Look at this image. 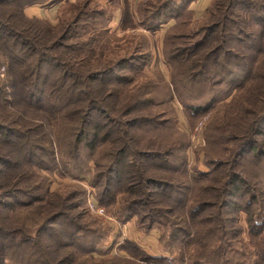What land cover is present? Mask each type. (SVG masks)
I'll return each instance as SVG.
<instances>
[{
  "label": "trees",
  "instance_id": "trees-1",
  "mask_svg": "<svg viewBox=\"0 0 264 264\" xmlns=\"http://www.w3.org/2000/svg\"><path fill=\"white\" fill-rule=\"evenodd\" d=\"M48 1L51 0H0V264H137L130 258L119 257L98 261L93 251H82L78 245L76 257L77 253L65 251L71 243L65 245L64 238L70 240L71 235L65 236L62 229L64 235L58 236L59 240L49 237L48 245L42 244L41 232L57 219H65L61 227L71 228L72 224L78 228L76 210L85 202L71 203L69 195L53 192L50 176L57 166L84 172L87 165L83 162L93 161L97 171L92 182L101 188L98 203L102 205V197L112 193L114 200L121 201L119 217L138 215L150 221L151 228L157 222L156 216L165 212L162 204L167 203L171 206L168 214L175 215L188 228L192 226L188 216L193 223H201L194 217L209 207L207 201L195 195L169 193L177 186L183 188V183L174 184L173 175L174 152L184 146L183 137L176 128L168 127L172 135L179 137H173L172 143L166 142L160 138L166 129L163 124L153 131L155 137L146 140L139 133L140 128L155 126L157 118L147 120L145 115L136 113L137 108L149 110L170 104L175 95L182 98V92L192 89V85L198 86L199 99L192 104L177 96L179 101L196 114L213 111L215 117L219 116V124L224 122L228 131V135H223V131L219 135L221 126H213L214 132L210 133V129L206 135V146L217 148L221 138L227 136L225 140L235 144L232 152L237 154L236 158L256 153L264 173V143L262 148L258 146L264 132V25L260 31L256 27L264 23V15L259 13L264 11V0H213L196 30L175 36L191 41L185 49L172 50L174 54L168 60L173 80L171 84L158 82L162 91L157 98L151 83L135 84L136 79L122 78L116 73L125 65L134 72L131 63L146 54L143 37L127 35L130 39L124 46L119 45L116 36L110 40L111 30L105 24L110 19L105 10L92 7L93 0L69 5L70 18H59L57 25L27 16V8ZM123 1V29L127 30L135 26L131 17L134 13L128 0ZM180 1L140 0L136 13L139 24L148 30L155 29L164 23V11L182 6ZM252 39L256 40L254 44ZM242 67L246 69L244 72ZM225 86L227 96L205 99L217 92L215 88ZM129 94H135V98L123 105L121 116L115 102ZM234 95L233 102L227 103ZM250 105L258 107L257 110H251ZM234 117L237 123L229 124ZM229 131L235 133L234 137ZM138 134L140 141L136 140ZM206 162L216 168L224 167L215 160ZM239 172L229 167L217 177L211 178L210 174L200 177L219 185L208 188L219 193L218 222L223 208L234 206L240 211L236 203L232 204L236 194L243 192L241 184H245ZM116 177L118 181L113 186ZM102 179L104 185L100 186ZM250 190L253 193L249 200L256 202L259 192L254 188L245 191ZM71 210L75 212L73 215ZM163 219V223L170 225L166 233L170 240L180 223L165 215ZM246 222V250H237L225 242L229 249L223 248L222 255L214 257L218 260L216 264H264V235L257 228L262 223L254 216ZM186 228L183 227L191 244H186L190 256L186 258L183 252L177 264H210L208 255L214 254L216 245L203 243L199 232ZM78 232L84 231L78 228ZM82 254V261H78Z\"/></svg>",
  "mask_w": 264,
  "mask_h": 264
},
{
  "label": "rangeland",
  "instance_id": "rangeland-1",
  "mask_svg": "<svg viewBox=\"0 0 264 264\" xmlns=\"http://www.w3.org/2000/svg\"><path fill=\"white\" fill-rule=\"evenodd\" d=\"M79 1L81 0H51L42 5H34L33 7L45 9L46 16L42 18L53 25H57L59 18H70L68 6L78 3ZM139 2L140 0H128L130 11L134 13L131 17L134 19L135 26L128 27L126 28L127 30L123 29L125 26V2L123 0H120V2L119 0H93L95 5L92 4V7L107 12V16L110 20L105 21V24L108 25L111 30L109 34L110 40L112 36H116L119 38V45L124 46L130 39L127 35L135 34L138 37H143L142 39L145 43L143 52L146 54H142L138 61L136 60L131 63L134 72H130L129 66L125 65L119 68L116 73L122 78L129 77L130 79H136L135 84L151 83L150 87L153 89L155 87L153 94L156 95L155 98H157V95L159 93L161 94L162 91V86L158 85V82L160 84L162 82L171 84L173 80L172 64L168 60L170 55L174 54H171L172 50L176 47L185 49L187 47L186 45L191 41L188 39L178 40L177 38L175 39V36L189 34L196 30L198 27L197 24L203 19L207 9L212 5L213 0H181L180 3H182V6H176L175 8L164 11V23L156 25L153 30H148L145 26L139 24L140 19L136 17ZM165 13L168 14L166 15ZM259 13L264 15V11H259ZM172 16H175L176 19L171 18ZM179 16L180 18H178ZM263 25L264 23L262 25H257V30H262ZM132 27L134 28L132 29ZM196 39H200V37ZM255 41V39H252V44H254ZM258 43L259 41H257L255 45ZM210 63L212 64L213 60ZM245 70L246 69L242 67L241 72ZM1 72L3 73V70ZM241 72L239 73L240 76H242ZM3 76L4 74L1 75L2 78ZM108 79L112 81L114 78L108 77ZM198 79L201 80L202 78L198 77ZM198 91V86L195 87V85H192V89L184 90V93L182 92V98L179 94H177V96L180 99H184L185 102L187 101L193 104V102H196V99H199V96H196ZM215 91H217L215 94L212 93L209 96L207 95L205 99L225 96L228 87H217ZM235 95L233 97L230 96L226 100L227 103L233 102ZM177 96L175 95L174 102L159 108H149V110H146L147 108L145 107L137 108L138 110L136 113L145 115L147 120L153 117L157 118L155 126H141L139 133L146 140H149L156 136V132H153L155 129L160 125L166 124L164 126L166 127L164 134L160 135V138L163 137V140L172 143L173 137H179L178 134L176 136L172 135V131H170L168 127L172 129L176 128L183 137L182 141L185 142L183 143L184 146L174 152L176 156L173 160L175 164V174L173 175L176 178L174 184L183 183V188L177 186L175 191L169 190V193L186 197L195 195L199 200L207 201L206 203L209 207L205 208L203 212L194 217V219L198 217L197 219L201 221V223H193L191 217L188 216V223L192 225L188 228L183 222H178L175 215L168 214V211L171 210V206L167 203L162 204L163 206L161 207H164L165 212L160 216H156L157 222H153L154 226L151 228L148 226L150 221L138 215L129 218L119 217L118 214L121 211V201L118 200V198L114 200L115 197L112 198V193H107L102 197V205L98 203L97 197L101 188H97L94 185L95 182H92L97 171L96 164L93 161L88 162L85 160L83 164L87 166L84 172L83 170L82 172L71 171V169L68 171L57 166L55 167L54 173L50 176L53 180L51 188L53 192L57 191L61 194L69 195L71 203L85 201L84 204L76 210L78 215V228H82L84 232H78V228H74L72 224L71 228L61 227L65 219L60 218L47 225L41 232L39 238L41 237L40 241L42 244L48 245L47 239L49 237L57 239L58 236L61 237L64 235L61 231L62 229L65 232V236L67 234L71 235L70 240H67L66 237L64 238L65 245L71 243V247L64 249L66 252L70 251L71 253H77L76 257L78 252L75 250V245H78L81 246L82 251H93L92 255L96 257L98 261L119 257L130 258L137 262V264H177L178 256H181L183 252H186V258L190 256L189 247L186 246V244H190L187 240L188 235L184 233V229L187 227L186 229H188L189 232H199V238L203 243L216 245L214 254L208 255V260L211 262L210 264H216L218 260H216L217 258L214 259V257L222 255L223 248L226 251L229 249L228 246L225 245V242H229L231 247H235L237 250H246V245H248V243L245 242L248 233L247 219H252L254 216L255 220L262 223L261 227L259 226L257 228L260 229L264 235V173L260 169L261 164L259 163L260 160L256 156V153L251 155V152H248L244 156L236 158L237 154L232 152L235 144H233L234 142L225 140L227 136L223 137V139L221 138V144L217 148L206 146V135L209 133L210 129V133H213L215 126L216 128L221 126L219 135H222V131L224 133L223 135H228V131L224 127V122L219 124V116L215 117V113L211 110L203 111L198 114L194 113L192 109L185 107ZM151 97L154 98L153 96ZM133 98H135V94H129L119 102L114 101L119 115L121 114L122 116V114H124L123 105L133 100ZM109 101L113 103L112 100ZM248 107L255 111L258 108L252 107V105ZM222 118L224 119V117ZM236 119L237 117L231 118L229 124L237 123ZM220 120L222 119L220 118ZM230 130H235V128H231ZM140 134L137 136V141L141 140ZM229 135L234 137L235 133L231 131ZM263 143L264 132L258 146L262 148ZM175 147H179V144L175 143ZM209 159L215 160V162L219 163L218 165H224V167L219 168L220 166H218L216 168L207 164L206 160ZM229 167L234 171L239 170V173H241L245 181V184H241L240 186L243 192L241 190V192H238L232 199V204L236 203L235 206L238 205L240 211L234 206L223 208V210H221V216H219L220 222H218L216 217L220 207V198H218L219 193L217 190L213 191L208 188L213 187V185V188H218L219 185H217V183H210V179L208 181L200 180V177L208 174H210L211 178L217 177L222 171ZM242 167H244V169H242ZM79 174L83 175L79 178L77 177ZM201 178L204 177L202 176ZM117 181V177L114 178L112 185L115 186ZM99 185H104L103 179L102 183L99 182ZM202 187L207 188L205 190H200ZM253 188L259 192L258 196H256V202L249 200L250 194L253 193V191L250 190L248 193L245 191ZM192 192L194 193L192 194ZM192 200L194 201L193 197ZM90 201L94 203L97 208L103 209V212L98 213L92 211L89 208ZM252 203L254 204L251 205ZM74 213L75 212L71 210V215ZM163 215L171 219L172 222L180 223V225L177 226L178 229L176 228L174 238L170 240H167L166 236L168 232L167 227L170 225L163 223ZM184 219L185 217L183 220ZM242 229H244L243 235L241 234ZM196 237H193V240H195ZM28 239L30 238H27V240ZM59 239L58 237L57 240ZM219 247L221 249H218ZM234 257L239 256L235 255ZM82 259L83 254L78 261H82ZM172 260L177 261L174 262Z\"/></svg>",
  "mask_w": 264,
  "mask_h": 264
},
{
  "label": "crops",
  "instance_id": "crops-1",
  "mask_svg": "<svg viewBox=\"0 0 264 264\" xmlns=\"http://www.w3.org/2000/svg\"><path fill=\"white\" fill-rule=\"evenodd\" d=\"M26 14L29 17H45L46 16V11L45 9L38 8V7H29L26 9Z\"/></svg>",
  "mask_w": 264,
  "mask_h": 264
},
{
  "label": "built area",
  "instance_id": "built-area-1",
  "mask_svg": "<svg viewBox=\"0 0 264 264\" xmlns=\"http://www.w3.org/2000/svg\"><path fill=\"white\" fill-rule=\"evenodd\" d=\"M89 208L94 211V212H98V213H102L103 209H99L97 208L94 203H92L91 201L89 202Z\"/></svg>",
  "mask_w": 264,
  "mask_h": 264
}]
</instances>
